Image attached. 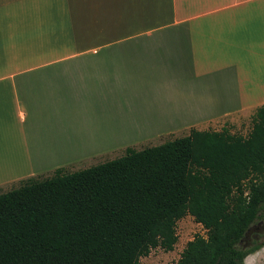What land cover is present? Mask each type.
Wrapping results in <instances>:
<instances>
[{"label":"crops","instance_id":"obj_1","mask_svg":"<svg viewBox=\"0 0 264 264\" xmlns=\"http://www.w3.org/2000/svg\"><path fill=\"white\" fill-rule=\"evenodd\" d=\"M262 104L264 0H0V189Z\"/></svg>","mask_w":264,"mask_h":264},{"label":"trees","instance_id":"obj_2","mask_svg":"<svg viewBox=\"0 0 264 264\" xmlns=\"http://www.w3.org/2000/svg\"><path fill=\"white\" fill-rule=\"evenodd\" d=\"M245 135L190 128L184 136L79 170L55 169L0 193V264H138L173 248L176 222L204 229L175 264H242L264 244V104ZM245 244V245H244Z\"/></svg>","mask_w":264,"mask_h":264},{"label":"rangeland","instance_id":"obj_3","mask_svg":"<svg viewBox=\"0 0 264 264\" xmlns=\"http://www.w3.org/2000/svg\"><path fill=\"white\" fill-rule=\"evenodd\" d=\"M219 94H220L219 86H216L215 90H213V92H212V95L217 98L219 96ZM217 111H219L218 107H214L213 112L216 113ZM250 118H251V116L244 118L243 121L241 120L237 124L229 123V122L225 123L226 125H229L226 128L228 130H230L231 133H233V134L245 135L247 133V131L249 130V127L251 124ZM215 127L219 128L217 125H215ZM208 130H212V129L209 127ZM168 139H170V138H168ZM137 149H139V148H137ZM117 151L118 150H115V151L113 150L111 155L116 156V155H120L117 153L123 152V150H119L120 152H117ZM92 161H94V160H92ZM90 163L91 164H87V162H85L84 164L69 166L68 168H66L67 169L66 172H71V171H75L77 169L88 167L90 165H94L93 162H90ZM45 176H47V175H40V176H38V178L45 177ZM18 185H19V183L2 186L0 189V193L7 191L11 188L17 187ZM175 233L177 236V240H176V242H175V244L171 250L164 251L163 249H161L159 247L153 248L150 250L148 255L139 258L138 264H175L177 258L179 257L181 250L183 249V247L185 245V243L188 240H190L196 234L204 236L205 231L201 227L200 224L194 222V220L192 219V217L190 215H185L176 222ZM249 235L251 237H255L253 240H256V241L260 240L261 237L264 236V224L259 223L257 221L254 222L250 227ZM253 240H244V243L246 245H250L251 241H253ZM263 250H264V247H263ZM263 252L264 251H262V253ZM255 255L257 256V254H255ZM249 259H250V257H247L243 264H248ZM262 259H264V258H262ZM261 264H264V261L261 262Z\"/></svg>","mask_w":264,"mask_h":264},{"label":"flooded vegetation","instance_id":"obj_4","mask_svg":"<svg viewBox=\"0 0 264 264\" xmlns=\"http://www.w3.org/2000/svg\"><path fill=\"white\" fill-rule=\"evenodd\" d=\"M249 231H250V229H248V231L245 233V235H244V239L245 240H253L255 237H251L250 235H249Z\"/></svg>","mask_w":264,"mask_h":264},{"label":"built area","instance_id":"obj_5","mask_svg":"<svg viewBox=\"0 0 264 264\" xmlns=\"http://www.w3.org/2000/svg\"><path fill=\"white\" fill-rule=\"evenodd\" d=\"M176 234V233H175Z\"/></svg>","mask_w":264,"mask_h":264}]
</instances>
